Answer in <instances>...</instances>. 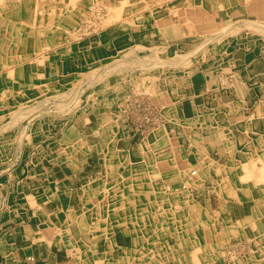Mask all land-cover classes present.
Segmentation results:
<instances>
[{"label": "rangeland", "instance_id": "obj_1", "mask_svg": "<svg viewBox=\"0 0 264 264\" xmlns=\"http://www.w3.org/2000/svg\"><path fill=\"white\" fill-rule=\"evenodd\" d=\"M123 1L0 0V188L8 177L3 172L12 163L20 162L9 158L18 150L26 156L29 152L36 154L50 149L60 158H73L80 151L95 150L98 134L110 137L112 133L126 136L134 132L137 139L146 141L133 151L143 158L176 151L177 135L184 136V141L185 136L187 140L197 138L198 130L193 128L196 122L192 124V118H186L182 127L177 116L184 100L191 96V88L207 92L199 100L211 102V87L206 89L211 85L214 44L211 45L208 29L211 0H125L127 4ZM232 2L233 10L243 3ZM230 18L239 23L232 26L235 30L230 29L232 42L251 45L264 41V22L254 25L264 15L257 21L240 14ZM243 19L247 24L241 26ZM183 38H189L190 42L186 39L187 44L175 46ZM98 41L104 46L97 45ZM228 45L221 43L216 54H222V48ZM166 74L168 78H163ZM161 83L166 85L162 95L167 98V108L162 112ZM204 113L196 112L201 116ZM98 118H104L103 124L107 125L99 129ZM87 136L90 143L86 142ZM187 144L191 143L184 142L186 149ZM122 145L119 152L124 157L127 153H122ZM23 159L24 163L33 160ZM156 160L147 158L149 165L142 160L122 167L118 159L116 172L101 182L135 183L140 191L132 192L130 198L127 196L130 191L121 192L118 207L116 203L111 206L110 199L104 207L96 206L94 218L78 215L77 222L86 236L81 238L83 233L66 230L69 237L66 236L65 244L60 243L61 247L75 251L69 255L72 264H264L263 232L258 227L257 235L261 237L257 238L254 232L248 237L241 228L237 230L226 223L227 209L223 203L228 198L225 199L224 190L216 189L211 210L199 207L198 225L190 221L196 207H190L188 202L173 199L167 205L156 197L149 198L150 193L162 192L143 187L160 176L161 161ZM57 161L63 164L64 159ZM106 195L109 197L103 194V198ZM111 207L119 210V217L130 211L134 222L113 223ZM99 210L101 222L97 221ZM232 212L239 215L240 209L236 207ZM129 225L136 228L131 232L135 235L131 249L113 255L116 247L110 242L109 253L98 254L100 227L113 231ZM60 238L63 240V236Z\"/></svg>", "mask_w": 264, "mask_h": 264}, {"label": "crops", "instance_id": "obj_2", "mask_svg": "<svg viewBox=\"0 0 264 264\" xmlns=\"http://www.w3.org/2000/svg\"><path fill=\"white\" fill-rule=\"evenodd\" d=\"M239 2L243 3L236 5V10H233L232 0H211V28L208 26V29L212 33L211 45L214 44L213 50L211 48V85L208 84L206 88L211 87V102L207 104L199 100L207 93L200 88H191V96L183 99L185 103L177 121L183 127L186 118H192V124L196 122L193 128L198 130L197 138L187 140L185 136L186 141L191 143L187 144V149L184 136L177 135L176 151H167L157 157L152 155L153 158L150 154H143V159L140 153L133 151L146 141L137 139V134L133 132L126 136L112 133L110 137L98 134L95 150L80 151L73 158H60L50 149L36 154L29 152L26 156L22 150H18L13 154L14 157H9L19 159L20 162L12 163L3 172L8 177L2 178L5 182L0 188V264H72L73 259L69 255L75 254V251L61 247L60 243L63 241L62 244H65L66 236L69 237L66 230L84 234L77 222L78 215L83 214L86 218L92 215L90 218H94L96 206L104 207L110 199L113 203L111 206L116 203L118 207L123 197L121 192L130 191L127 192L130 198L132 192L140 191L135 183L123 185L101 182L116 172L114 169L119 163L118 159L124 167V164L129 166L142 160L149 165L151 162H146L147 158L150 161L159 158V178L150 179L143 187L145 190L160 189L166 192L148 195L149 198L156 197L160 203L168 205L175 199V202H188L190 207H196L191 222H199V207L211 210L216 200V189H222L225 199L228 198L223 205L227 209L224 212L225 221L233 225L230 227L241 228L248 237L254 232L257 238L260 237L257 235L259 227L264 235V41H256L251 45L242 42L239 45L235 40L232 42L229 33L233 25H239L230 18L234 15L255 17L254 21L263 19L264 0ZM263 20L255 22L256 25H262ZM243 21L241 26L247 24L245 19ZM186 39L190 42L189 38H183L175 46L187 44ZM221 43L229 45L222 48V54H215ZM96 44L104 46L100 41ZM100 57L103 59V55ZM96 58L98 60L99 57ZM163 78H168L167 74ZM159 91V107L162 112L163 108H167V98L162 95L166 85L161 83ZM198 110L205 112L203 116L196 114ZM195 115H198V121L194 120L197 119ZM104 120L98 118L99 129L107 125L103 124ZM251 124H255V127ZM86 139L88 143L89 136ZM121 144H124L122 153H127V156H120ZM23 158L33 160L24 163ZM57 159H64L63 164ZM103 194L111 198L107 195L103 198ZM236 207L240 209L239 215L232 212ZM111 208V213H114L111 219L113 223L134 222L130 218V211L123 213L126 216L119 217V210ZM100 212L97 218L99 222L103 220ZM250 221L252 224L246 223ZM125 229L129 232L126 233ZM133 229L136 230L135 226L130 225L113 231L100 227L98 254L109 253L110 242L116 247L113 255L131 249L130 244H133L135 237L131 234L135 232ZM85 236L81 235V238Z\"/></svg>", "mask_w": 264, "mask_h": 264}, {"label": "bare ground", "instance_id": "obj_3", "mask_svg": "<svg viewBox=\"0 0 264 264\" xmlns=\"http://www.w3.org/2000/svg\"><path fill=\"white\" fill-rule=\"evenodd\" d=\"M123 2H126V1L124 0ZM123 2H122V3H123ZM127 3H128V2H126V4H127ZM116 5H117V4H116ZM122 5L124 6V4H122ZM120 6H121V5H120ZM143 6H144V5H143ZM206 16H207V15H206ZM202 19H203V18H202ZM246 23H247V22H246ZM248 23H249V22H248ZM238 24H239V23H238ZM251 24H253V23H251ZM254 25H256V24H254ZM254 25H252V26H254ZM230 26H231V25H230ZM230 26H229V27H230ZM245 26H246V25H245ZM263 26H264V25H263ZM172 27H173V26H172ZM224 27H225V26H224ZM229 27H228V28H229ZM236 27H237V26H236ZM261 27H262V26H261ZM261 27H260V28H261ZM232 28H233V27H232ZM238 28H239V27H238ZM238 28H237V29H238ZM243 28H244V27H243ZM221 29H222V28H221ZM225 29H226V28H224V30H225ZM255 29H256V27H255ZM229 30H230V29H229ZM231 30H232V29H231ZM233 30H235V29H233ZM242 30H243V29H242ZM226 31H227V29H226ZM213 32H214V31H213ZM223 32H224V31H223ZM217 33H218V32H217ZM211 34H212V33H211ZM218 34H219V33H218ZM213 35H214V34H213ZM221 35H224V34H221ZM221 35H220V37H222ZM215 38H216V36H215ZM213 39H214V38H213ZM205 41H206V40H205ZM205 41H204V42H205ZM209 41H210V40H209ZM220 41H221V40H220ZM211 42H212V41H211ZM198 45H199V44H198ZM205 45H206V44H205ZM223 45H224V43H223ZM195 47H196V46H195ZM196 48H197V47H196ZM48 49H49V48H48ZM198 49H199V47H198ZM160 50H161V49H160ZM164 50H165V49H164ZM161 51H163V50H161ZM211 51H212V50H211ZM181 52H182V51H181ZM155 54H156V53H155ZM164 54H165V53H164ZM215 54H216V53H215ZM239 56H240V55H239ZM155 57H156V56H155ZM155 57H154V58H155ZM156 58H157V57H156ZM130 59H131V58H130ZM125 61H127V59H126ZM134 61L136 62V60H134ZM130 62H131V61H130ZM164 62H165V61H164ZM118 63H120V62H118ZM121 63H122V62H121ZM123 63H124V62H123ZM123 63H122V64H123ZM159 63H160V62H159ZM161 63H162V62H161ZM168 63H169V62H168ZM122 64H121V65H122ZM126 65H127V64H126ZM114 66H115V65H114ZM118 66H119V64H118ZM124 66H125V65H124ZM122 67H123V66H122ZM116 70H118V69H116ZM114 71H115V70H114ZM119 72H120V71H119ZM162 130H163V129H162ZM162 130H160V131H162ZM117 131H118V130H117ZM68 135H69V134H68ZM135 149H136V148H135ZM136 151H137V150H136ZM141 152H142V151H141ZM137 156H138V155H137ZM261 162H262V161H261ZM262 167H263V166H262ZM262 169H263V168H262ZM141 170H142V169H141ZM263 172H264V171H263ZM193 174H194V173H193ZM263 175H264V173H263ZM195 176H196V175H195ZM190 177H191V176H190ZM249 177H250V176H249ZM260 177H261V179L263 178L262 176H260ZM260 177H259V179H260ZM132 178H133V177H132ZM250 179H251V178H250ZM256 179H257V178H256ZM137 180H138V179H137ZM192 181H193V180H192ZM120 182H121V181H120ZM130 182H131V181H130ZM135 182H136V181H135ZM184 185H185V184H184ZM108 186H109V185H108ZM185 187H186V186H185ZM180 191H181V190H180ZM138 192H139V191H138ZM155 192H156V191H155ZM167 195H168V194H167ZM172 195H173V194H172ZM176 195H177V194H176ZM164 203H165V202H164ZM191 204H192V203H191ZM148 205H149V204H148ZM172 205H173V204H172ZM156 206H157V205H156ZM159 207H160V206H159ZM152 208H153V207H152ZM188 208H189V207H188ZM174 209H175V208H174ZM186 209H187V208H186ZM152 210H153V209H152ZM179 210H180V209H179ZM156 211H158V209H157ZM171 211H172V210H171ZM163 212H164V211H163ZM180 212H181V211H180ZM167 213H168V212H167ZM188 213H189V212H188ZM188 213H187V214H188ZM180 215H181V214H180ZM142 216H143V215H142ZM161 216H162V215H161ZM194 216H195V215H194ZM80 217H81V216H80ZM143 217H144V216H143ZM184 217H185V216H184ZM165 218H166V217H165ZM202 218H203V217H202ZM82 219H83V218H82ZM82 219H81V220H82ZM69 220H71V219H69ZM143 220H144V219H143ZM190 220H191V219H190ZM120 221H121V220H120ZM172 221H173V220H172ZM199 221H200V220H199ZM95 222H96V221H95ZM173 222H174V221H173ZM68 223H69V222H68ZM91 223H92V222H91ZM165 223H166V222H165ZM167 223H168V222H167ZM197 223H198V222H197ZM226 223H227V222H226ZM246 223H251V221H250V222H246ZM69 224H70V223H69ZM98 224H99V223H98ZM184 224H185V223H184ZM251 224H252V223H251ZM101 225H102V224H101ZM180 225H181V224H180ZM197 225H198V224H197ZM240 225H241V224H240ZM98 226H99V225H98ZM107 226H108V225H107ZM245 226H246V225H245ZM111 227H112V226H111ZM167 227H168V226H167ZM168 228H169V227H168ZM168 228H167V229H168ZM220 228H221V227H220ZM101 229H102V228H101ZM223 229H224V228H223ZM232 229H233V228H232ZM234 229H235V228H234ZM236 229H237V228H236ZM143 230H144V229H143ZM192 230H193V229H192ZM237 230H238V229H237ZM178 233H179V232H178ZM188 233H189V232H188ZM238 233H239V232H238ZM222 234H223V233H222ZM195 236H196V235H195ZM229 236H230V235H229ZM177 237H178V236H177ZM260 237H261V236H260ZM178 238H179V237H178ZM180 239H181V238H180ZM184 240H185V239H184ZM137 241H138V240H137ZM176 241H177V240H176ZM235 241H236V240H235ZM228 242H229V241H228ZM231 242H232V241H231ZM248 243H249V242H248ZM253 243H254V241H253ZM253 243H252V244H253ZM258 243H259V242H258ZM241 244H242V243H241ZM241 244H240V245H241ZM247 245H249V244H247ZM235 246H236V245H235ZM242 246H243V245H242ZM193 247H194V246H193ZM186 249H187V248H186ZM198 249H199V247H198ZM247 249H248V248H247ZM199 250H200V249H199ZM235 250H237V248H235ZM241 250H243V249H241ZM241 250H239V251H241ZM251 250H252V249H251ZM255 250H256V249H255ZM205 251H206V250H205ZM233 251H234V250H233ZM149 252H150V251H149ZM179 252H180V251H179ZM195 252H196V251H195ZM229 252H230V251H229ZM234 252H235V251H234ZM246 252H247V251H246ZM198 253H199V252H198ZM254 253H255V252H254ZM194 254H195V253H194ZM194 254H193V255H194ZM202 254H203V253H202ZM202 254H201V255H202ZM232 254H233V252H232ZM240 254H241V253H240ZM198 255H199V254H198ZM203 255H204V254H203ZM207 255H208V254H207ZM235 255H236V254H235ZM253 255H254V254H253ZM106 256H107V255H106ZM236 256H237V255H236ZM236 256H235V257H236ZM193 257H196V256L194 255ZM235 257H233V258H235ZM237 257H238V256H237ZM252 257H253V256H252ZM195 259H196V258H195ZM237 259H238V258H237ZM102 260H103V259H102ZM125 260H126V258H125ZM175 260H176V259H175ZM197 260H198V259H197ZM231 260H233V259H231ZM97 261H98V260H97ZM120 261H121V260H120ZM117 262H118V260H117ZM118 263H119V262H118ZM174 263H175V262H174ZM197 263H198V262H197ZM124 264H125V263H124ZM140 264H141V263H140ZM199 264H200V263H199Z\"/></svg>", "mask_w": 264, "mask_h": 264}]
</instances>
